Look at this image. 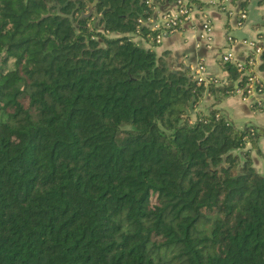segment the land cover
<instances>
[{"label": "trees", "instance_id": "1", "mask_svg": "<svg viewBox=\"0 0 264 264\" xmlns=\"http://www.w3.org/2000/svg\"><path fill=\"white\" fill-rule=\"evenodd\" d=\"M152 5L0 0V264H264L262 129L196 109L243 78L172 69Z\"/></svg>", "mask_w": 264, "mask_h": 264}, {"label": "crops", "instance_id": "2", "mask_svg": "<svg viewBox=\"0 0 264 264\" xmlns=\"http://www.w3.org/2000/svg\"><path fill=\"white\" fill-rule=\"evenodd\" d=\"M195 9L189 19L183 22L179 29L164 35L158 43L151 48L157 55H161L172 69L191 67L196 62L204 64L208 74L218 79L226 77L219 63L223 50L227 51L232 61H247L254 58L252 69L256 77L264 83V65L261 56L254 55L248 42L253 41L264 24V0H230L228 7L224 8L219 0H192ZM152 12L147 26L156 22L160 14L173 10L171 0H151ZM244 13L241 19L239 14ZM206 15L211 23L209 47L195 46L199 30V16ZM240 21L241 25H238ZM227 37H230L229 43ZM132 40L142 47H148V42L139 35L133 34ZM212 98L204 94L198 102L196 109L205 113L210 107L216 108L235 127L245 125L262 129V134L252 146L246 144L251 164L254 169L264 174V99L259 94L233 93L222 98L217 104L211 106Z\"/></svg>", "mask_w": 264, "mask_h": 264}, {"label": "built area", "instance_id": "3", "mask_svg": "<svg viewBox=\"0 0 264 264\" xmlns=\"http://www.w3.org/2000/svg\"><path fill=\"white\" fill-rule=\"evenodd\" d=\"M146 1L151 3V0ZM172 2L174 5L173 10L160 14L157 18L158 20L151 26H147L150 15L145 20H138L139 24L145 25L149 28V30L155 31V43H158L164 35L179 29L180 25L189 19L190 14L195 9L192 0H173ZM219 4L226 8L230 4V0H219ZM239 17L244 19L245 14L241 13L239 14ZM238 25H241L240 21L238 22ZM210 32V20L206 15H200L199 30L197 33V41L195 46H204L208 48L211 38ZM227 40L229 43L231 42L230 37H227ZM248 44L254 55L264 56V24L261 32L258 33L253 41L248 42ZM220 61L233 63L243 78V83L240 85H237L236 81H233V93H240L242 95L256 93L260 95L261 99H264V83L256 77L252 69V65L255 61L254 58H248L247 61H232L230 54L223 50L220 55ZM189 74L197 84L204 86L207 83L223 85L229 81L226 72V77L224 79L212 77L210 74H208L204 64L199 61L189 67Z\"/></svg>", "mask_w": 264, "mask_h": 264}, {"label": "rangeland", "instance_id": "4", "mask_svg": "<svg viewBox=\"0 0 264 264\" xmlns=\"http://www.w3.org/2000/svg\"><path fill=\"white\" fill-rule=\"evenodd\" d=\"M10 63H11V62L9 61V62H8V66L10 65ZM197 110H198V109H197ZM190 118H191V119H194V116H193V114H192V115H190Z\"/></svg>", "mask_w": 264, "mask_h": 264}]
</instances>
